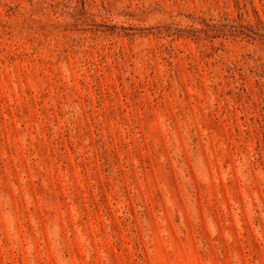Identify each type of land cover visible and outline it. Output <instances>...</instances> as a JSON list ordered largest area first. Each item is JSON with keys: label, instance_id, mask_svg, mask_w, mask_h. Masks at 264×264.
Wrapping results in <instances>:
<instances>
[{"label": "rangeland", "instance_id": "rangeland-1", "mask_svg": "<svg viewBox=\"0 0 264 264\" xmlns=\"http://www.w3.org/2000/svg\"><path fill=\"white\" fill-rule=\"evenodd\" d=\"M0 264H264V0H0Z\"/></svg>", "mask_w": 264, "mask_h": 264}]
</instances>
